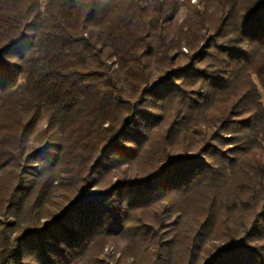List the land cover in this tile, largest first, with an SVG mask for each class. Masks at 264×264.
Here are the masks:
<instances>
[{"label":"trees","instance_id":"obj_1","mask_svg":"<svg viewBox=\"0 0 264 264\" xmlns=\"http://www.w3.org/2000/svg\"><path fill=\"white\" fill-rule=\"evenodd\" d=\"M119 241L264 264V0H0V264Z\"/></svg>","mask_w":264,"mask_h":264},{"label":"rangeland","instance_id":"obj_2","mask_svg":"<svg viewBox=\"0 0 264 264\" xmlns=\"http://www.w3.org/2000/svg\"><path fill=\"white\" fill-rule=\"evenodd\" d=\"M191 5H196L197 0H190ZM183 51H185L183 49ZM125 245L124 241H119L117 243H109L100 255V259L104 260V264H130L131 259L120 260L121 251ZM119 260V261H118Z\"/></svg>","mask_w":264,"mask_h":264}]
</instances>
